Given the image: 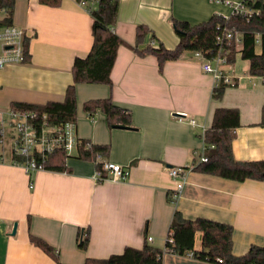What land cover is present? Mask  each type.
I'll use <instances>...</instances> for the list:
<instances>
[{
  "label": "crops",
  "instance_id": "obj_1",
  "mask_svg": "<svg viewBox=\"0 0 264 264\" xmlns=\"http://www.w3.org/2000/svg\"><path fill=\"white\" fill-rule=\"evenodd\" d=\"M96 4L62 0L50 6L40 0H16L12 22L26 29L30 58L0 69L2 114L7 116L16 101L44 104L64 99L73 81L74 59L92 47L89 8ZM231 12L226 0H120L113 30L125 44L118 49L112 85H76V132L81 140L110 145L103 160L119 163L129 173L99 182L96 162L79 157L77 151L68 157L67 171L27 173L13 162L8 137L0 160V264H58L30 240V232L56 248L64 264L106 258L128 246L142 248L145 242L164 249L175 210L188 219L205 217L231 224L236 255L254 244L264 246V179L239 181L192 167L200 162L204 130L219 107L240 111L232 144L236 159H264V77L250 75L249 60L238 52L235 62L226 66L235 85L214 99V76L204 71V60L195 51L166 61L160 71L155 55H140L133 48L160 44L175 48L179 36L174 18L197 24L213 14ZM7 16L0 9V20ZM139 25L148 31L136 45ZM109 96L131 111L130 127H110L100 109L93 115L85 112V101ZM174 166L187 168L176 201L170 198L176 183L169 168ZM88 229L84 249L79 240ZM200 248L201 242L196 243ZM163 264L221 263L166 251Z\"/></svg>",
  "mask_w": 264,
  "mask_h": 264
},
{
  "label": "trees",
  "instance_id": "obj_2",
  "mask_svg": "<svg viewBox=\"0 0 264 264\" xmlns=\"http://www.w3.org/2000/svg\"><path fill=\"white\" fill-rule=\"evenodd\" d=\"M80 2L82 0H79ZM90 1V0H85ZM95 7L89 10L93 17L92 35L93 44L85 56L74 59L72 66L73 81L65 91L62 101H48L44 104L28 103L22 101L12 102L14 110L34 111L35 120L59 125L66 122H77V90L78 83H105L112 85L111 72L115 64L118 49L125 41L113 30L117 20L120 0H95ZM41 3L50 6H58L62 0H40ZM16 0H0V9L5 10L8 16L0 20V25L13 24ZM246 4L259 8L260 12L247 19L235 14L226 17L222 14H213L207 20L197 24H191L174 18L173 26L179 36V42L175 48H167L163 44L159 47L148 45L140 50L133 46L140 55L153 54L158 60L159 70L168 60H176L185 51H201L207 57H212L216 51V36L220 28L228 26L242 34V46L238 49V43L230 45L229 63H234L239 52L241 58L249 60L250 75L264 77V0L255 3L247 0ZM148 28L139 25L136 31V45L143 41ZM29 38L26 36L24 45L26 60L30 58L28 52ZM229 86L221 82L214 88L212 96L220 99L225 88ZM83 108L89 115L96 113L98 109L107 117L110 127L132 125V113L127 108L114 103L111 96L106 98H94L84 102ZM45 116V117H44ZM240 125V111L236 108L219 107L215 110L213 120L204 134L205 155L207 160L194 164L193 168L203 172L218 174L223 177L244 181L248 178L264 179V159L238 160L233 152V140L235 129ZM88 140H82L78 147V155L83 159L96 162L97 155L108 156L110 145L93 144L86 147ZM13 159L22 160L14 156ZM68 156L63 148H58L46 160L43 161L44 169L53 171H67ZM97 169L101 170L102 178L107 176L101 163L96 162ZM99 178L98 181H103ZM170 232L164 249L155 247L145 242L142 248L128 246L122 253L111 254L106 258L87 257L83 264H163V255L167 252L186 254L193 251L195 257L209 259L221 264H264V246L251 245L249 250L241 255L233 252V227L229 223L198 217L188 219L179 210H175ZM201 233V248L196 249L197 233ZM90 239L88 229L81 236L79 246L87 248ZM30 240L46 253L53 257L58 264H64L59 259L56 248L43 238L30 232ZM221 259V262L219 261Z\"/></svg>",
  "mask_w": 264,
  "mask_h": 264
},
{
  "label": "built area",
  "instance_id": "obj_3",
  "mask_svg": "<svg viewBox=\"0 0 264 264\" xmlns=\"http://www.w3.org/2000/svg\"><path fill=\"white\" fill-rule=\"evenodd\" d=\"M246 1L235 2L226 0V3L232 6L231 14L226 17L238 14L249 19L254 14L260 12L259 8L247 5ZM249 1L255 3L257 0ZM81 2L84 3L85 0ZM26 36L27 32L23 27L15 24L0 25V69L7 63L26 61V49L24 45ZM234 41L238 44L241 43L242 34L236 29L225 26L222 29L220 28V31L217 33V48L212 57H207L201 51H195L204 60L202 65L204 71L214 76V88L218 87L221 82L235 85L233 76H230L226 71V66L229 64L230 45ZM35 117L34 111L14 110L10 108L7 116L0 112V160L4 159V154L2 153L3 147L9 137L13 157H21L22 159H13V162L22 166L27 173L44 169L43 161L58 148H63L68 157L74 151L78 152V147L82 142L77 136L75 122L69 121L59 125H52L46 121L40 123L35 120ZM190 122L195 124L194 119ZM7 128L10 130L9 132H7ZM91 145L92 142L89 141L86 147L90 148ZM204 151L205 147L201 153L200 161L207 160ZM96 162L101 163L103 169L107 171V176L102 178L101 170L97 169V179L118 180L124 178L129 173L121 164L103 160L101 155H97ZM186 170L187 168L183 166L169 168V174L176 183L170 195L172 201H176L180 196L185 181ZM30 187H33V183L30 184ZM150 240H152V236H148V241ZM186 254L195 257L193 251H189ZM219 261L221 262V259Z\"/></svg>",
  "mask_w": 264,
  "mask_h": 264
},
{
  "label": "rangeland",
  "instance_id": "obj_4",
  "mask_svg": "<svg viewBox=\"0 0 264 264\" xmlns=\"http://www.w3.org/2000/svg\"><path fill=\"white\" fill-rule=\"evenodd\" d=\"M240 45H241V43H239ZM201 233H199L198 235H197V245H198V243H200L201 242Z\"/></svg>",
  "mask_w": 264,
  "mask_h": 264
},
{
  "label": "water",
  "instance_id": "obj_5",
  "mask_svg": "<svg viewBox=\"0 0 264 264\" xmlns=\"http://www.w3.org/2000/svg\"><path fill=\"white\" fill-rule=\"evenodd\" d=\"M115 127H126V126H115ZM16 229H17V223H15V225H14V229H13V233H15L16 232Z\"/></svg>",
  "mask_w": 264,
  "mask_h": 264
}]
</instances>
